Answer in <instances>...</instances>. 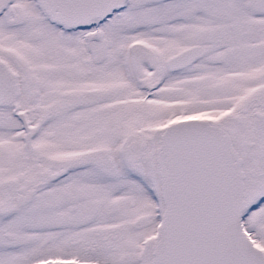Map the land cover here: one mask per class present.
<instances>
[{"label":"snow or ice","instance_id":"obj_1","mask_svg":"<svg viewBox=\"0 0 264 264\" xmlns=\"http://www.w3.org/2000/svg\"><path fill=\"white\" fill-rule=\"evenodd\" d=\"M0 264H264V0H0Z\"/></svg>","mask_w":264,"mask_h":264}]
</instances>
